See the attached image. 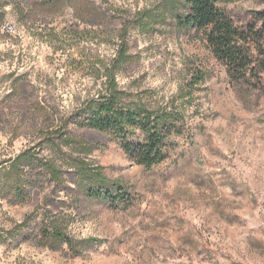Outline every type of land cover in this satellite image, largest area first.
Returning <instances> with one entry per match:
<instances>
[{"label": "rangeland", "instance_id": "rangeland-1", "mask_svg": "<svg viewBox=\"0 0 264 264\" xmlns=\"http://www.w3.org/2000/svg\"><path fill=\"white\" fill-rule=\"evenodd\" d=\"M181 1L0 0V264H264V73L233 84ZM216 2L237 23L264 9ZM115 91L176 125L161 164L76 122Z\"/></svg>", "mask_w": 264, "mask_h": 264}, {"label": "trees", "instance_id": "trees-1", "mask_svg": "<svg viewBox=\"0 0 264 264\" xmlns=\"http://www.w3.org/2000/svg\"><path fill=\"white\" fill-rule=\"evenodd\" d=\"M64 3L65 0H29L30 6H46L52 13ZM180 10L177 12L182 25L202 31L208 47L226 67L233 84L254 85L263 90L264 9L253 11L250 21L245 23H237L216 0H182ZM121 98L115 91L88 102L74 115L76 122L113 133L139 165L152 168L161 164L168 157L169 140L176 125L164 114L128 107ZM10 188L23 197L21 185L16 183ZM89 193L111 202L127 194L121 187L115 193L101 186L90 187ZM52 235L71 242L61 231L55 230Z\"/></svg>", "mask_w": 264, "mask_h": 264}]
</instances>
